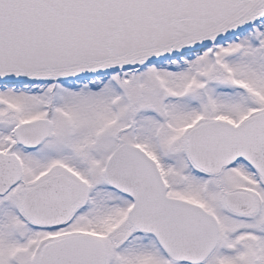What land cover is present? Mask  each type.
<instances>
[{
	"label": "snow or ice",
	"instance_id": "obj_1",
	"mask_svg": "<svg viewBox=\"0 0 264 264\" xmlns=\"http://www.w3.org/2000/svg\"><path fill=\"white\" fill-rule=\"evenodd\" d=\"M0 264H264V0H0Z\"/></svg>",
	"mask_w": 264,
	"mask_h": 264
}]
</instances>
